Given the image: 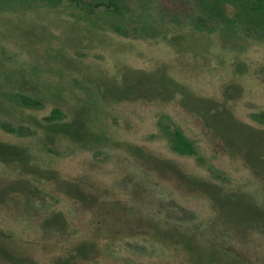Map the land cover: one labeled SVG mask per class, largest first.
Instances as JSON below:
<instances>
[{"label":"rangeland","instance_id":"rangeland-1","mask_svg":"<svg viewBox=\"0 0 264 264\" xmlns=\"http://www.w3.org/2000/svg\"><path fill=\"white\" fill-rule=\"evenodd\" d=\"M113 1L0 0V264H264V20Z\"/></svg>","mask_w":264,"mask_h":264},{"label":"trees","instance_id":"trees-1","mask_svg":"<svg viewBox=\"0 0 264 264\" xmlns=\"http://www.w3.org/2000/svg\"><path fill=\"white\" fill-rule=\"evenodd\" d=\"M42 2H46L47 4L55 3L56 0H38ZM60 0H57L59 2ZM70 2H73L76 7H78L81 10H84L89 15H93L94 11L98 8H104L107 12H117L119 9L118 6L114 3L113 0H108L109 2L105 3H94L89 2L87 0H69ZM200 1V0H199ZM230 0H201V6L202 8L206 9L205 14L207 16L208 21L211 20L212 17H216V19L221 20V18H224V12L226 11V4ZM240 3V5H244L246 9L252 14H257L258 16L262 17V20H264V0H231L232 2ZM233 5V4H232ZM215 19V18H214ZM226 19L224 18V21ZM228 24H234V23H228ZM195 28L198 30H208V23L207 21H204L203 18L199 17L194 20ZM229 26V25H228ZM21 101L23 104H25L29 108H33L35 106H38V102L32 101L31 99L27 97H22ZM61 115L56 112L52 117L48 118V121H53L55 118L60 117ZM171 137H173L172 140V147L174 151L181 155H188V156H194L195 155V147L177 130H175Z\"/></svg>","mask_w":264,"mask_h":264}]
</instances>
